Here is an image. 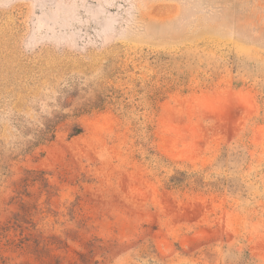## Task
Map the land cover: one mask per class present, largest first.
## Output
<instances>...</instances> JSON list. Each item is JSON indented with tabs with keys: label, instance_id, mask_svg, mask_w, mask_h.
I'll return each mask as SVG.
<instances>
[{
	"label": "rangeland",
	"instance_id": "rangeland-1",
	"mask_svg": "<svg viewBox=\"0 0 264 264\" xmlns=\"http://www.w3.org/2000/svg\"><path fill=\"white\" fill-rule=\"evenodd\" d=\"M0 264H264V0H0Z\"/></svg>",
	"mask_w": 264,
	"mask_h": 264
},
{
	"label": "trees",
	"instance_id": "trees-1",
	"mask_svg": "<svg viewBox=\"0 0 264 264\" xmlns=\"http://www.w3.org/2000/svg\"><path fill=\"white\" fill-rule=\"evenodd\" d=\"M106 90V91H105ZM105 90L96 94L92 98V103H84L80 107L73 109V114H62V115H53L52 118H46L42 124V127L34 135L35 142L48 141L55 136V127L59 118H65L66 116L76 115L79 112H86L89 110L102 109L105 106V103L114 99L120 98L119 94H116L115 91L105 88ZM126 106V105H125ZM82 131L81 127L78 124H73L70 130V135H77Z\"/></svg>",
	"mask_w": 264,
	"mask_h": 264
}]
</instances>
